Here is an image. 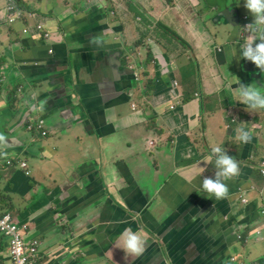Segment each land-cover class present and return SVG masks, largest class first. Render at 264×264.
<instances>
[{
    "label": "crops",
    "instance_id": "crops-1",
    "mask_svg": "<svg viewBox=\"0 0 264 264\" xmlns=\"http://www.w3.org/2000/svg\"><path fill=\"white\" fill-rule=\"evenodd\" d=\"M88 1L21 0L10 23L0 0V213L39 239L30 264H162L156 237L171 264H264V110L239 106L236 81L211 86L219 74L256 85L250 61L237 59L254 19L244 0H170L156 19L147 0ZM155 21L183 38L181 60L167 57L169 41L131 45ZM41 101L51 113L33 110ZM40 116L44 137L28 128ZM249 117L257 124L242 144ZM214 146L238 162L226 182L243 191L236 201L201 191L214 178V161L204 162ZM129 228L147 239L139 257L117 247ZM7 246L3 237L0 263Z\"/></svg>",
    "mask_w": 264,
    "mask_h": 264
},
{
    "label": "clouds",
    "instance_id": "clouds-1",
    "mask_svg": "<svg viewBox=\"0 0 264 264\" xmlns=\"http://www.w3.org/2000/svg\"><path fill=\"white\" fill-rule=\"evenodd\" d=\"M244 7L254 19L252 23L244 26L245 31L248 33V38L243 44L237 59L243 58L252 62L260 73L264 74V0H244ZM257 40L259 42H256ZM236 84L238 85L234 93L236 101L242 103L249 112L255 113L258 110H264V88L253 83H240L238 79ZM45 104L46 101H41L33 110L42 113ZM237 133L236 140L242 144L249 143L252 139L253 133L251 129L246 130L244 127H240L237 129ZM6 147V137L3 133H0V155H6L2 151ZM213 161L214 178L205 177L201 181V191L207 194V198L224 199L228 197L229 193L226 182L239 174V165L221 146L212 147L211 154L207 156L204 162L212 164ZM204 171L205 169H202L197 175ZM117 247L123 249L126 256L139 257L146 250L147 239L129 228L121 234Z\"/></svg>",
    "mask_w": 264,
    "mask_h": 264
},
{
    "label": "rangeland",
    "instance_id": "rangeland-1",
    "mask_svg": "<svg viewBox=\"0 0 264 264\" xmlns=\"http://www.w3.org/2000/svg\"><path fill=\"white\" fill-rule=\"evenodd\" d=\"M147 1L150 5L155 6V19H156V15H161V13L164 10V7L170 2V0H147ZM177 1H182V0H177ZM212 1L213 0H204V2H206V3H210ZM186 5L191 6V3L187 2ZM161 25H163V24L155 21V25H153L152 28L141 29L139 27L135 31V33H136L135 40L133 41V43L131 45L133 46L134 44H137V45H142L143 47H147L148 45H150L149 41L151 39H153L158 44L162 43L163 40L169 41L168 42L169 50H170V48L172 50H175L177 47L180 48V46L183 45V38L180 35H178L175 31L169 29L168 27L163 28ZM167 30H169L171 33ZM180 50H181V48H180ZM135 53H137V52H135ZM166 55L171 60L178 61L179 58H181L180 54L177 53L176 51H174L173 53L167 52ZM213 55L215 57V61L219 62L220 59L217 57L215 49H213ZM130 62L133 64H137L134 56L131 57ZM140 71H141V73H144L142 69ZM240 77H241V74H219V80L215 81L213 79L211 86L222 88L221 82H225V85H227V83L235 82L237 79L240 81ZM239 106L243 110H245V112L248 111V110H246V108L243 104L239 105ZM49 110L50 109L47 107L44 108V111L50 112ZM60 110H62V109L61 108L55 109V111L58 112L59 117H60V113H61ZM40 117H41V119L43 121V125H44V122H45L44 118H43V116H40ZM34 120H35V118H32L31 121H34ZM231 120H232L231 117H228L226 119L227 132L235 130V128H233L235 125L231 126V124H230ZM248 123H249V126H248V128H245L246 130L252 128L253 123L257 124V119L255 117H249ZM222 128H225V126H222ZM251 130L254 132L255 129H251ZM3 213H5V212H3ZM3 213H0V214H3ZM16 221L18 222L17 219H16ZM34 236H37V235L34 234ZM27 240H30V239L28 238Z\"/></svg>",
    "mask_w": 264,
    "mask_h": 264
},
{
    "label": "built area",
    "instance_id": "built-area-1",
    "mask_svg": "<svg viewBox=\"0 0 264 264\" xmlns=\"http://www.w3.org/2000/svg\"><path fill=\"white\" fill-rule=\"evenodd\" d=\"M90 1L91 0H89L88 3ZM9 2L10 15L8 21L13 23L18 17V9L15 0H9ZM37 29L40 32H45V37H49V33L46 32L41 25L37 26ZM27 31L28 30H24L25 33H27ZM53 51V49L49 50L51 54ZM37 126L38 128L43 127V121L41 118ZM40 135L44 137L45 133L42 132ZM7 163L11 164L12 162L9 160ZM21 167L27 169V163L22 162ZM262 174L264 175V171ZM24 231L23 227L19 226V223L13 219L11 214L3 213L0 215V240L3 237L7 238L8 246L4 253V258L7 259L10 264H30V261L38 255L39 239L31 238L30 240H26L23 234Z\"/></svg>",
    "mask_w": 264,
    "mask_h": 264
},
{
    "label": "water",
    "instance_id": "water-1",
    "mask_svg": "<svg viewBox=\"0 0 264 264\" xmlns=\"http://www.w3.org/2000/svg\"><path fill=\"white\" fill-rule=\"evenodd\" d=\"M71 1L75 2L73 4H76L77 2H80V0H71ZM106 10H108V8H105V11ZM228 11H232V12L236 13V11L234 9H232V8H227L225 12H228ZM257 42H259V41H257ZM56 46H57L58 52L56 54H54V55L57 56V57H60L65 63L66 52H64V48H66V50H67V47H65L64 45H61V44H58ZM62 51H63V54L61 53ZM149 51H151V50H149ZM149 51H148V53H149ZM134 52H136V51H134ZM137 55L141 56L142 53L141 52H137ZM123 64L126 65V66L128 65V63L125 60H123ZM248 65L251 67L252 76H253L255 84L259 85V86H264V74L260 73L259 69L256 68L252 62H250ZM45 68H53L54 69V68H56V66L50 60V61H48L46 63ZM130 72L132 73L131 69H130ZM50 74L54 78H56L58 80H62V81H64L67 78V76H68V75H66L64 73H50ZM142 89H144V87ZM141 95H144V92ZM51 102L52 101H50L49 103H51ZM54 104L52 106H54ZM239 174H241V172H239ZM240 193L242 194L243 191L238 187L236 190H233V191L229 190L228 195L230 197H235V201H236V199H238L240 197ZM242 196H244V194ZM154 244H155V248L158 250L159 255H160L161 259H162V264H171L170 260L168 259L166 248H165L162 240H160L159 238L156 237V238H154Z\"/></svg>",
    "mask_w": 264,
    "mask_h": 264
},
{
    "label": "trees",
    "instance_id": "trees-1",
    "mask_svg": "<svg viewBox=\"0 0 264 264\" xmlns=\"http://www.w3.org/2000/svg\"><path fill=\"white\" fill-rule=\"evenodd\" d=\"M16 1V3L19 5V6H21V0H15ZM165 28V27H164ZM168 31V30H167ZM170 32V31H169ZM171 33V32H170ZM178 49L176 48L175 50H172L171 48H170V51H169V53L172 51V52H174V51H176L177 53H179V54H181L182 52H178L177 51ZM151 51H149V53H148V57L150 56L151 57ZM182 57L183 56H181V58H180V60L182 59ZM153 61V60H152ZM151 60H148V63H150V62H152ZM189 64H191V62L189 63ZM180 65H182L181 64V61H180ZM149 82L151 83V84H153L152 83V81H150L149 80ZM143 87H144V89L146 90L145 92H144V96L145 95H147V92L151 89V86L149 85V86H147V84H144L143 85ZM39 120H40V118H38V119H36V120H34V121H32V122H30L28 125V128L29 129H35L36 131H38V133H42V132H44L45 133V135L47 134V131H46V129H44V127H42V128H38V124H39ZM0 264H10L9 263V261L6 259L4 262H2V263H0Z\"/></svg>",
    "mask_w": 264,
    "mask_h": 264
}]
</instances>
